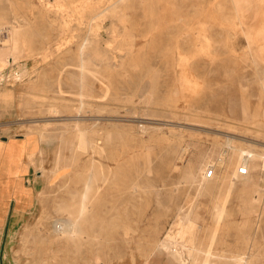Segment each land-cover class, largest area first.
<instances>
[{
  "label": "rangeland",
  "instance_id": "1",
  "mask_svg": "<svg viewBox=\"0 0 264 264\" xmlns=\"http://www.w3.org/2000/svg\"><path fill=\"white\" fill-rule=\"evenodd\" d=\"M263 20L264 0H0V136L35 131L44 179L0 264H38L39 229L92 170L107 201L90 264H179L168 232L185 264H264Z\"/></svg>",
  "mask_w": 264,
  "mask_h": 264
},
{
  "label": "bare ground",
  "instance_id": "2",
  "mask_svg": "<svg viewBox=\"0 0 264 264\" xmlns=\"http://www.w3.org/2000/svg\"><path fill=\"white\" fill-rule=\"evenodd\" d=\"M111 2V0H110ZM101 3V2H100ZM233 3V2H232ZM59 5V4H58ZM234 5V4H233ZM62 6V5H61ZM235 8V7H234ZM114 13V12H113ZM238 14V13H237ZM240 14V13H239ZM264 21V20H263ZM30 24V23H29ZM10 25V24H9ZM14 26V25H13ZM15 27V26H14ZM19 27V26H18ZM17 28V27H16ZM19 31V29L17 30ZM18 34V32H17ZM18 37V36H17ZM18 39V38H17ZM12 41V40H11ZM11 45V44H10ZM6 46V45H5ZM82 46V45H81ZM81 51V49H80ZM87 57V56H86ZM82 60V59H81ZM66 61V60H65ZM86 62V60H85ZM81 64V63H80ZM84 64V63H83ZM82 66V65H81ZM98 76V75H97ZM85 83V82H84ZM72 87V86H71ZM82 106V105H80ZM80 109V108H79ZM50 111L57 113L58 108L55 105H51ZM65 118V117H64ZM66 119V118H65ZM71 119V118H70ZM73 119V118H72ZM75 119V118H74ZM78 119V118H76ZM81 119V118H80ZM97 119V118H96ZM99 120V119H98ZM97 120V121H98ZM76 125V124H75ZM144 126V125H143ZM80 127V126H79ZM101 129V128H100ZM52 131V130H51ZM93 132V131H92ZM36 132H29L27 139H34ZM38 133V132H37ZM43 132L40 131V136ZM98 136L96 139H91L92 149L95 152H101L103 150V144L105 137L103 131L98 130ZM38 135V134H37ZM94 135V134H93ZM106 135V134H105ZM39 136V135H38ZM43 138V137H42ZM249 139V138H248ZM51 140V139H50ZM42 141V140H41ZM71 141V140H70ZM257 143V142H256ZM248 144V143H247ZM70 145V144H69ZM220 145V144H219ZM235 146V145H234ZM37 147V146H36ZM43 147V146H42ZM79 147V143L75 141L72 146L73 149ZM232 148V147H231ZM235 148V147H234ZM233 148V149H234ZM238 152V151H237ZM240 153V152H239ZM33 152L29 154L30 156ZM228 155V154H227ZM240 155V154H239ZM238 155V156H239ZM244 155V154H243ZM226 156V155H225ZM233 156V155H232ZM237 156V159H238ZM67 157V156H66ZM59 158V157H58ZM203 159V158H202ZM224 159L219 161L218 166L224 163ZM239 160V159H238ZM90 164L95 167L96 161L91 159ZM191 161V160H190ZM226 161V160H225ZM231 161V160H230ZM201 163V161H200ZM232 163V161H231ZM238 163V162H237ZM236 163V164H237ZM234 164V163H233ZM253 164V163H252ZM190 165V163H189ZM101 166V164H99ZM217 166V167H218ZM192 167V166H191ZM199 167V166H198ZM201 167V166H200ZM242 167V166H241ZM246 167V166H243ZM224 168V167H223ZM248 168V167H247ZM263 169H264V153H263ZM216 170V169H215ZM240 167L238 169L239 173ZM198 171V170H197ZM199 172V171H198ZM203 172V171H202ZM234 172V171H233ZM65 173V172H64ZM197 172L192 170L188 171V177L194 179ZM249 173V172H248ZM202 175V174H201ZM247 175V174H246ZM243 176V175H242ZM249 176V175H248ZM204 179L207 178L203 175ZM235 177V176H234ZM241 177V174H240ZM247 177V176H246ZM233 178V177H231ZM100 179L97 172L92 170L86 177L84 187L79 189L74 188L71 191L69 199L64 200L60 204V209L63 208L66 211L65 219H53L52 225H46L44 228L39 229L37 241L34 244V260L38 264H90L94 260L98 261L101 258L103 252L102 247V234L106 230L105 218L106 214L103 212V207L107 201V196L103 187L97 185V181ZM103 180H107V177H103ZM203 179V178H202ZM235 179V178H234ZM239 179V178H238ZM245 179V178H244ZM249 179V178H248ZM194 181V180H193ZM231 181V180H230ZM197 182V181H196ZM236 182V181H235ZM234 183V182H233ZM201 184V178H200ZM236 184V183H235ZM231 185V184H230ZM254 186V185H253ZM200 187V186H199ZM232 187V186H231ZM204 188V187H203ZM230 190V189H229ZM263 189H261L262 191ZM258 192V191H257ZM263 193V192H262ZM253 199V198H252ZM257 199V198H256ZM264 201V200H263ZM220 203V202H219ZM249 203V202H248ZM251 204V202H250ZM218 205V204H217ZM222 207H220L221 209ZM59 209V208H58ZM223 209V208H222ZM224 211V210H223ZM261 211V210H260ZM259 211V212H260ZM226 212V211H225ZM220 214V212H219ZM260 215V214H259ZM186 217V216H185ZM219 217V215H218ZM258 219V218H257ZM188 223V222H187ZM258 223V222H257ZM264 226V225H263ZM259 228V227H258ZM257 228V229H258ZM127 231V230H126ZM180 231V230H179ZM255 232V231H254ZM180 233V232H179ZM19 234V233H18ZM58 234V235H57ZM57 235V236H56ZM175 235V234H174ZM185 235V234H184ZM261 235V233H260ZM64 238L63 241H59L60 237ZM51 237L56 239L52 240ZM178 238V237H176ZM49 242L47 243V240ZM58 239V240H57ZM28 241V240H27ZM30 243V242H29ZM31 244V243H30ZM161 246L169 247L174 255V258L179 264L186 263V254L183 249L176 246L174 238L170 232H168L162 242ZM159 245V246H160ZM251 245V244H250ZM193 246V244H192ZM196 246V245H195ZM261 246V245H260ZM182 247V246H181ZM184 247V246H183ZM199 247V246H198ZM248 247V246H247ZM246 247V248H247ZM190 248V246H189ZM203 248V247H202ZM251 248V247H250ZM188 249V248H187ZM192 249V248H191ZM258 249V248H257ZM262 249V248H260ZM197 250H199L197 248ZM196 250V251H197ZM192 251V250H191ZM212 251V250H211ZM246 251V250H245ZM238 252V251H237ZM189 254V250L187 252ZM198 253V252H197ZM201 253V252H200ZM206 253V252H205ZM214 253V252H212ZM208 254V253H207ZM206 254V255H207ZM204 255V254H203ZM211 255V254H210ZM215 255V253H214ZM219 255V254H218ZM225 255V254H223ZM209 256V255H208ZM197 257V256H196ZM201 257V254H200ZM228 257V256H227ZM217 258V257H216ZM219 258V257H218ZM251 258V257H250ZM200 258L197 260L199 261ZM213 259V257H212ZM220 259V258H219ZM218 259V262H219ZM223 259V258H222ZM234 264H247L248 259L245 252L238 253L233 256ZM252 259V258H251ZM28 260V259H27ZM203 260V259H202ZM205 260V259H204ZM224 260V259H223ZM227 260V259H226ZM24 261V260H23ZM188 261V260H187ZM190 261V260H189ZM206 261V260H205ZM215 261V259H214ZM213 261V262H214ZM229 261V260H228ZM197 262V261H196ZM216 262V261H215ZM214 262V264H215ZM231 262V263H232ZM98 263V262H97ZM202 263V262H200Z\"/></svg>",
  "mask_w": 264,
  "mask_h": 264
},
{
  "label": "crops",
  "instance_id": "3",
  "mask_svg": "<svg viewBox=\"0 0 264 264\" xmlns=\"http://www.w3.org/2000/svg\"><path fill=\"white\" fill-rule=\"evenodd\" d=\"M35 143L26 136H0V250L2 241L26 222L44 187ZM32 151L35 157L29 155Z\"/></svg>",
  "mask_w": 264,
  "mask_h": 264
},
{
  "label": "built area",
  "instance_id": "4",
  "mask_svg": "<svg viewBox=\"0 0 264 264\" xmlns=\"http://www.w3.org/2000/svg\"><path fill=\"white\" fill-rule=\"evenodd\" d=\"M248 168L247 167H240V170H239V174H241V175H246V174H248ZM214 175V168H209L208 169V171H207V173H206V177L207 178H210V177H212Z\"/></svg>",
  "mask_w": 264,
  "mask_h": 264
}]
</instances>
